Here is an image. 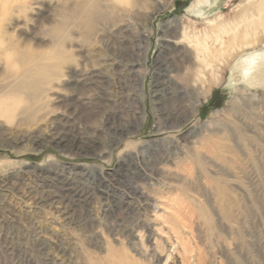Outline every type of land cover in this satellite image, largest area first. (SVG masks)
Listing matches in <instances>:
<instances>
[{
    "label": "rangeland",
    "instance_id": "1",
    "mask_svg": "<svg viewBox=\"0 0 264 264\" xmlns=\"http://www.w3.org/2000/svg\"><path fill=\"white\" fill-rule=\"evenodd\" d=\"M197 1L100 0L92 21L88 0L0 2L3 49L50 68L0 102V264L100 263L149 233L142 264H264V86L237 66L264 55V0ZM10 60L1 86L32 65Z\"/></svg>",
    "mask_w": 264,
    "mask_h": 264
},
{
    "label": "bare ground",
    "instance_id": "2",
    "mask_svg": "<svg viewBox=\"0 0 264 264\" xmlns=\"http://www.w3.org/2000/svg\"><path fill=\"white\" fill-rule=\"evenodd\" d=\"M1 1L2 0H0V2ZM4 1H5V3H7V1H9V0H4ZM220 1L221 0H198L197 1L198 5H201V6L204 5V7L203 8L201 7V9H199L197 11V13L198 14H205L207 12V9L210 10V9L215 8L219 4ZM84 6H85V8L83 10L86 12V16L88 18H90V19H88V21L89 20H91V21L95 20L101 14L102 6L100 3V0H88L87 4H84ZM205 6L208 8L206 9ZM78 10H80V9H78ZM83 10L78 14V16H80V14H82ZM77 13L78 12H76L75 10H71L70 12H68V16L73 17V16H76ZM79 18L80 19H78V20H80V21L78 23H82L81 16ZM72 26H73V24H68V28L72 27ZM64 32L66 33L65 27L62 25H56L51 30L54 44H56V47H55V45H54V47L56 48L55 51L57 52V55H62L61 58L64 57L67 59L68 56H71V55L70 54L68 55L64 49H60V47H59V45L63 44V41L65 39H67L66 34ZM3 47L4 46H2L0 44V62L4 60L5 63H9V65L10 64L15 65L17 62L15 60H14V62L13 61L11 62L10 59H12V57L18 56L20 59L22 58V62H23V59H24V61H26V62H23V64H26V65H27V63L32 64V65L30 64L31 67H29V68H26L25 66H24V68H22L19 66L20 69L15 70V75H9V76H12V78H13V81H11V82H13L12 85L11 84H6L3 86L0 85V102L4 101L10 107H12V106L14 107L15 105H18L17 103H19L18 102L19 96H17V95L21 94L22 91L25 92L26 90H29V91H33L34 93H40V92H44L46 90V88L44 87V84H46L45 83L46 79L49 78L48 73L50 71V68L46 62V57L48 56V54H44L43 57H39V56H41V55H39V52L37 51L38 52L37 53V52H34L33 50L31 51V49L28 50L25 48H19L17 46H14L9 50H5V49H3ZM62 47H64V46H62ZM54 54H56V53L54 52ZM260 55L261 54H259V55L257 54L256 56H252L251 59L241 58L239 60L238 65L236 64L240 68V75H241L240 77L241 78L243 77L245 79L246 83H249L253 86H258V85L264 86V72H262V71H264V70H262V69H264V55L263 56H260ZM57 58H59V57H57ZM240 77H239V79H240ZM14 80H15V82H14ZM47 89H48V87H47ZM3 111L4 110H3L2 106L0 105V114ZM72 140L73 139L70 137V138H66L65 140H62V141H67V143H70ZM145 235H140V240L137 242H134V246H133L134 248L133 249H131V248L129 249V245L127 244L128 242L125 243V241H124V243H122L123 241L121 242L124 245V247H122V249L116 248L114 246H110L108 248L107 256L105 258H103L101 261L97 259L98 261H100V263L98 262V263H94V264H142V261H140V260L143 259L144 254L150 253V252H148V246L145 243L146 240L150 238L149 237L150 233L147 234L146 237H144ZM135 243H137V244L135 245ZM157 246H159L158 243H157ZM133 250H135V252L139 254V257H137V255L132 254ZM160 256H161V253L160 254L153 253L151 258L154 262L155 261H161ZM169 256H170V254L168 255V258H169ZM168 258L165 260L164 264H167ZM148 260L150 261V259H148ZM149 264H151V263H149Z\"/></svg>",
    "mask_w": 264,
    "mask_h": 264
}]
</instances>
